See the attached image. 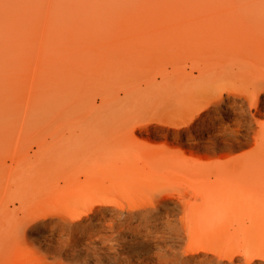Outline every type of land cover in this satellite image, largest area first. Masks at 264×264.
I'll return each mask as SVG.
<instances>
[{"label":"rangeland","instance_id":"obj_1","mask_svg":"<svg viewBox=\"0 0 264 264\" xmlns=\"http://www.w3.org/2000/svg\"><path fill=\"white\" fill-rule=\"evenodd\" d=\"M5 41L0 264H264V0H75L12 19ZM224 182L244 231L185 230ZM74 190L140 196L174 232L80 243L60 216Z\"/></svg>","mask_w":264,"mask_h":264},{"label":"bare ground","instance_id":"obj_2","mask_svg":"<svg viewBox=\"0 0 264 264\" xmlns=\"http://www.w3.org/2000/svg\"><path fill=\"white\" fill-rule=\"evenodd\" d=\"M74 1L0 0V38L4 39H0V56L7 53L9 48L5 40L8 38L10 21L12 19L25 14L37 17L42 12V6L44 5H59L64 2L72 3ZM59 179L64 178L61 177ZM223 186H225L226 190L222 192L215 189V192H212L202 187L209 206L206 208L198 204V211L190 210L181 218L179 217V223L184 225L185 230L193 233L194 227L202 221L205 224V229L212 236L216 237L220 234L230 235L232 227L230 223L231 221H235V225L237 226V230H234L235 235L244 231L245 225L242 213L236 211L234 208L235 196H233V186L230 182H224ZM69 200L73 205L71 214H62L60 216L63 221L72 226L70 233L79 235L80 240L78 241L80 243L100 242L107 249H112L114 245L122 242L140 243L144 245L142 247H146L149 244L148 242L157 244L163 242L165 237L172 234L175 229L168 218L159 220L154 216L150 208V202H147L140 196L131 197L130 195H124L120 199L114 200L111 198L88 196L74 190ZM107 204L114 206L110 208ZM252 221V226L258 231L264 230L262 224L256 221L255 218ZM61 235L67 236L66 233H62ZM126 237L130 238V240L128 241ZM123 239L126 240L122 241ZM136 249L138 248L134 247L130 250L134 252ZM91 253H88V256ZM198 253L200 251L194 249L187 256L190 255L189 257H191ZM157 256L160 259L156 264H184L172 258L162 263L164 260L162 259L163 254L160 253Z\"/></svg>","mask_w":264,"mask_h":264}]
</instances>
